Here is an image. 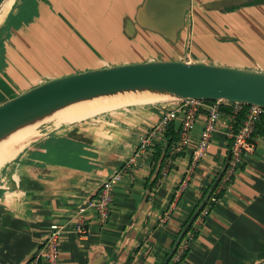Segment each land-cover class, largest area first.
Returning a JSON list of instances; mask_svg holds the SVG:
<instances>
[{"label":"crops","instance_id":"obj_1","mask_svg":"<svg viewBox=\"0 0 264 264\" xmlns=\"http://www.w3.org/2000/svg\"><path fill=\"white\" fill-rule=\"evenodd\" d=\"M246 1L190 0L172 40L138 23L145 0H6L0 9L6 8L0 102L49 79L126 63L202 62L264 72V3ZM158 106H127L42 126L3 165L0 264H29L51 224L65 229L55 264H163L202 190L227 163L225 116L192 171L201 121L183 152L170 151L178 137L174 124L137 171L114 186L105 224L91 216L81 235L72 219L133 154L157 121ZM253 141L232 180L219 182L216 202L177 264H264V134L255 131Z\"/></svg>","mask_w":264,"mask_h":264},{"label":"water","instance_id":"obj_2","mask_svg":"<svg viewBox=\"0 0 264 264\" xmlns=\"http://www.w3.org/2000/svg\"><path fill=\"white\" fill-rule=\"evenodd\" d=\"M5 2L0 0V9ZM189 2L145 0L140 9L143 20H138V23L174 40ZM132 92L168 95L169 99L156 103L191 98L224 100L264 108V72L202 62L162 60L119 64L67 74L41 82L1 101L0 141L17 129L42 122L48 115L69 105L98 96Z\"/></svg>","mask_w":264,"mask_h":264},{"label":"built area","instance_id":"obj_3","mask_svg":"<svg viewBox=\"0 0 264 264\" xmlns=\"http://www.w3.org/2000/svg\"><path fill=\"white\" fill-rule=\"evenodd\" d=\"M158 110L157 121L140 138L133 154L101 184L92 197L80 204L74 212L72 219L76 222V231L79 234L87 233L85 222L91 216H94L100 224H105L108 221L113 203L114 186L137 171L139 162L146 152L160 142L159 140L174 124L177 126L178 137L176 141L169 144V147L171 153L177 154L183 152L190 145V134L194 131L197 122L201 121L199 138L191 154L189 170L192 171L204 157L213 133L221 124V118L226 117V135L230 139V143L228 159L221 179V183L225 185L231 181L233 175L240 168L245 155L254 150L253 131L261 116H264V108L256 105L231 103L224 100L209 103L202 99L191 98L161 102ZM240 114H243L241 118H239ZM167 173V168L162 169V176ZM216 200L215 194L210 196L206 205L196 213L177 245L174 261H179L185 254L190 242L196 238L202 228L211 203ZM64 232V226L61 224H51L38 253L29 264H55L58 261L60 241Z\"/></svg>","mask_w":264,"mask_h":264},{"label":"bare ground","instance_id":"obj_4","mask_svg":"<svg viewBox=\"0 0 264 264\" xmlns=\"http://www.w3.org/2000/svg\"><path fill=\"white\" fill-rule=\"evenodd\" d=\"M167 99H169L168 95L149 92L118 93L98 96L91 100L64 107L48 115L44 120H53L56 124L72 123L102 112L113 111L118 108L133 105L152 104ZM35 126L36 124L21 127L0 141V170L2 166L12 160L29 139L35 135Z\"/></svg>","mask_w":264,"mask_h":264},{"label":"trees","instance_id":"obj_5","mask_svg":"<svg viewBox=\"0 0 264 264\" xmlns=\"http://www.w3.org/2000/svg\"><path fill=\"white\" fill-rule=\"evenodd\" d=\"M263 3H264V0H247L244 5H256V4H263ZM205 101L209 102V103L214 102V100H205ZM242 116H243V114H240L239 118H241ZM169 129H171V128H169ZM255 131L258 132V133L260 131V133L264 134V116H261L260 120L256 123L254 131H253V135H254ZM153 147H155V145ZM158 153L161 154V150L160 149H158ZM221 179H222V174L220 173V175L218 177H216L213 181H211L210 185L206 189L202 190V197L200 198V200L198 201V203L194 207L193 211L191 212V215L196 211L197 208H199L200 203H203L202 206L206 205V203L209 200L208 197H210L212 194L215 193V190H216L219 182L221 181ZM219 193H221V192H219ZM217 195H218V193L216 194V197H217ZM203 199L205 201H202ZM211 205H212V203H211ZM191 215H190V217H191ZM188 221H189V219H188ZM185 226H184V228H188L190 226V223L187 222L185 224ZM183 229L181 230V232L178 235V237H180L179 240L175 241V243L173 245V250L166 255L163 264H177V262H179L180 259L183 257V256H181L179 261L171 262L172 256L174 255V252H175V250L177 248V245H178L180 239L183 237V235L185 234V232L187 230V229H184V230Z\"/></svg>","mask_w":264,"mask_h":264},{"label":"rangeland","instance_id":"obj_6","mask_svg":"<svg viewBox=\"0 0 264 264\" xmlns=\"http://www.w3.org/2000/svg\"><path fill=\"white\" fill-rule=\"evenodd\" d=\"M5 10H6V8L0 11V32H1V29L4 28V25H6V24H4V21H3L4 18H5V16H4V14H5ZM3 36H4V35H3ZM3 36L0 34V37L3 38ZM4 37H5V36H4ZM260 68H261V69H264V64H262ZM52 124H56V123H55L53 120H44V121H42V122L37 123L36 126L34 127V129H35V135H34L33 137H31L30 140L33 139L35 136H37L38 131H39V129L42 128V126H43V128H44L46 125H49V126H50V125H52ZM30 140H29V141H30Z\"/></svg>","mask_w":264,"mask_h":264}]
</instances>
